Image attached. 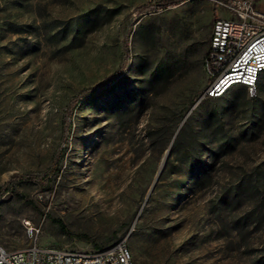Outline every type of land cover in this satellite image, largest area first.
<instances>
[{
  "label": "rangeland",
  "instance_id": "1",
  "mask_svg": "<svg viewBox=\"0 0 264 264\" xmlns=\"http://www.w3.org/2000/svg\"><path fill=\"white\" fill-rule=\"evenodd\" d=\"M229 16L216 0H0V246H26L29 221L62 249L125 240L134 264H264V88L203 97Z\"/></svg>",
  "mask_w": 264,
  "mask_h": 264
},
{
  "label": "built area",
  "instance_id": "2",
  "mask_svg": "<svg viewBox=\"0 0 264 264\" xmlns=\"http://www.w3.org/2000/svg\"><path fill=\"white\" fill-rule=\"evenodd\" d=\"M216 1L231 16L214 20L204 60L211 81L203 97H220L235 85L253 94L264 72V13L254 0ZM25 228L28 244L17 249L0 246V264H134L125 240L105 248L70 250L40 244V231L29 221Z\"/></svg>",
  "mask_w": 264,
  "mask_h": 264
},
{
  "label": "trees",
  "instance_id": "3",
  "mask_svg": "<svg viewBox=\"0 0 264 264\" xmlns=\"http://www.w3.org/2000/svg\"><path fill=\"white\" fill-rule=\"evenodd\" d=\"M236 86V88L237 89H239V90H241L244 94H246V92H247V88H246V86H244V85H235ZM234 87V86H233ZM232 88V87H231ZM230 88V89H231ZM263 88H264V72L263 73H261L260 75H259V77H258V79H257V82H256V93L257 94H261L262 93V90H263ZM230 89L227 91V92H225L222 96H220V97H215V98H207V99H211V100H213V101H216V100H219V99H222V98H224L226 95H228V92L230 91ZM179 136L177 135L176 137H175V139L173 140V143H172V147H173V149L177 146V144H178V141H179ZM61 227L63 228V230L68 234L69 232L67 231V229L61 224Z\"/></svg>",
  "mask_w": 264,
  "mask_h": 264
},
{
  "label": "bare ground",
  "instance_id": "4",
  "mask_svg": "<svg viewBox=\"0 0 264 264\" xmlns=\"http://www.w3.org/2000/svg\"><path fill=\"white\" fill-rule=\"evenodd\" d=\"M88 202V201H87Z\"/></svg>",
  "mask_w": 264,
  "mask_h": 264
}]
</instances>
